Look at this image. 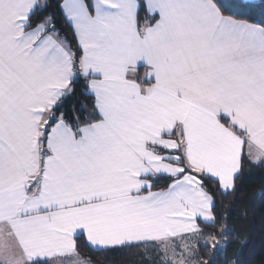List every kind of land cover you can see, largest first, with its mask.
I'll return each mask as SVG.
<instances>
[{
	"label": "snow or ice",
	"instance_id": "6c2138e0",
	"mask_svg": "<svg viewBox=\"0 0 264 264\" xmlns=\"http://www.w3.org/2000/svg\"><path fill=\"white\" fill-rule=\"evenodd\" d=\"M246 162L264 0H0V264H264Z\"/></svg>",
	"mask_w": 264,
	"mask_h": 264
},
{
	"label": "trees",
	"instance_id": "16d2710c",
	"mask_svg": "<svg viewBox=\"0 0 264 264\" xmlns=\"http://www.w3.org/2000/svg\"><path fill=\"white\" fill-rule=\"evenodd\" d=\"M69 39H71L70 33ZM241 179L243 181L241 200L245 203L251 202L253 195L258 190L264 189V167H252L246 162ZM165 183L166 181H161V185ZM78 243L82 255L85 258L91 256L94 264H145L141 256L142 250L138 248L118 249L116 254H113L105 251H91L85 247L83 238ZM256 264H260V261L257 260Z\"/></svg>",
	"mask_w": 264,
	"mask_h": 264
}]
</instances>
